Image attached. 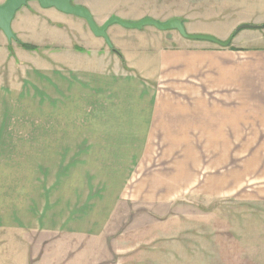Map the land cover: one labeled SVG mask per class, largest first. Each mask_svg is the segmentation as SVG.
<instances>
[{
    "label": "rangeland",
    "instance_id": "obj_1",
    "mask_svg": "<svg viewBox=\"0 0 264 264\" xmlns=\"http://www.w3.org/2000/svg\"><path fill=\"white\" fill-rule=\"evenodd\" d=\"M219 2L224 5L220 0L202 4L209 15L227 10L212 26L225 29L244 19L264 26V12L249 11L248 5L230 10ZM142 8L164 22L181 16L184 24L185 10L199 13L201 2L102 0L97 12L104 20L91 14L102 27L117 15L142 16L135 13ZM152 29H122L123 38L148 51L152 38L145 31ZM155 31L177 45H212ZM242 33L264 35V29ZM5 58L0 67V264H35L29 263L27 248L33 260L62 264L89 247L97 264L264 260V118L242 116L241 125L233 124L243 133L236 141L214 140L220 136L211 132L183 134L184 127L168 117L161 92L146 102L143 88L123 90L114 83L112 95L97 96L95 102L80 75L88 87L82 86L72 103L62 94L58 67L46 70L45 62H35L24 68L20 57H13L16 63ZM167 91L165 97H172ZM22 220L23 232H11L9 226L23 225Z\"/></svg>",
    "mask_w": 264,
    "mask_h": 264
},
{
    "label": "crops",
    "instance_id": "obj_2",
    "mask_svg": "<svg viewBox=\"0 0 264 264\" xmlns=\"http://www.w3.org/2000/svg\"><path fill=\"white\" fill-rule=\"evenodd\" d=\"M207 1L200 0L199 13L195 14L191 9L185 10L183 21L189 33L209 35L227 41L234 34L236 27L251 23L250 20L244 19L229 24L225 29L212 26L211 24L220 23V14L227 10L219 8L215 15H209L202 5ZM220 1H223L224 5H221V2L218 5L230 10L240 6L246 8L248 5L249 11L264 12V0H245L243 3H239L241 0ZM74 4L87 7L97 21L98 18L103 19L97 12L102 0H81ZM143 11L145 10L142 8L135 13L141 14ZM108 13H114V10ZM116 17L130 22L151 18L163 23L182 18L171 16L164 22L147 14ZM253 18L252 16L251 19ZM261 20V23H264V17ZM121 28L125 29L114 25L107 32L119 55L104 39L97 38L92 33L86 20L64 14L55 8L44 9L38 1H30L16 13L12 22L16 41L11 43L0 30V67L2 56L6 57V61L11 58L15 63L13 57H20L22 62L26 63L24 68L34 67L32 63L35 62H45L43 65L46 70L58 67V74L62 78V94L71 96L72 103L78 101L82 86L86 87L88 84L91 88L87 86V92L91 94V101L95 102L97 96L101 98L102 95H112L114 83L123 90L129 87L143 88L147 94L146 102L149 101L148 95L152 97L161 92L164 101L168 100V117L172 124L178 121V124L184 127L183 134L208 136L206 134L211 132L220 136L214 138L218 141H236L240 138L239 135L243 133L234 129L233 124L241 125L242 116L250 114V119L264 118V35H243L241 31L234 36L227 48L206 43L188 45L178 42L177 45V41H171L167 33H157L155 30L158 29L151 27V31H145V34L152 38L151 43L147 44L150 48L146 51L139 46L137 49L132 48L123 38L124 30ZM81 40L85 41L83 45ZM22 45L34 46L37 51L26 50ZM39 57L44 58L39 60ZM110 68L115 70L111 71ZM80 75L85 77L87 85L81 84ZM165 84L170 91L163 88ZM164 87L167 88L166 85ZM165 91L173 96L165 97ZM179 94L187 97L185 100H179ZM251 111L254 113L251 114ZM224 120L230 123V127L225 125ZM206 139L210 140L208 137H205ZM22 222L23 225L18 223L9 226L12 227L10 231L14 234L23 232L21 228L25 221ZM78 251L80 252L75 255L63 258L62 264H97L98 259L93 248ZM25 254L29 257V263L34 261L35 264H44L37 259L33 260L32 249L27 248ZM254 261L256 264H264L263 259L256 258Z\"/></svg>",
    "mask_w": 264,
    "mask_h": 264
},
{
    "label": "water",
    "instance_id": "obj_3",
    "mask_svg": "<svg viewBox=\"0 0 264 264\" xmlns=\"http://www.w3.org/2000/svg\"><path fill=\"white\" fill-rule=\"evenodd\" d=\"M30 1H38L44 9L55 8L58 11L82 18L87 21L92 33L97 38H102L106 41L108 46L112 48V44L108 37V29L113 25H120L128 30H143L146 27H154L159 31H177L183 38L194 41L208 42L222 48H227L231 45L235 35L247 29H264V26H240L230 39L227 41H220L219 39L208 35H190L185 30L184 24L179 19H173L167 23H160L154 19L147 18L139 22H129L113 17L104 26L99 27L95 22L91 12L83 6H75L72 0H7L5 4L0 5V30L4 33L7 39L12 42L16 41V36L12 30V22L16 13L26 6Z\"/></svg>",
    "mask_w": 264,
    "mask_h": 264
},
{
    "label": "trees",
    "instance_id": "obj_4",
    "mask_svg": "<svg viewBox=\"0 0 264 264\" xmlns=\"http://www.w3.org/2000/svg\"><path fill=\"white\" fill-rule=\"evenodd\" d=\"M26 50H34L35 47L34 46H29V45H22ZM114 52H116L117 54L120 55V53L116 50H114Z\"/></svg>",
    "mask_w": 264,
    "mask_h": 264
}]
</instances>
